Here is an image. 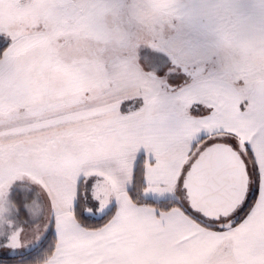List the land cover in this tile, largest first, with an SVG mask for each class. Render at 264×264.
<instances>
[{"label": "snow or ice", "instance_id": "snow-or-ice-1", "mask_svg": "<svg viewBox=\"0 0 264 264\" xmlns=\"http://www.w3.org/2000/svg\"><path fill=\"white\" fill-rule=\"evenodd\" d=\"M50 228L35 264H264V0H0V248Z\"/></svg>", "mask_w": 264, "mask_h": 264}, {"label": "trees", "instance_id": "trees-1", "mask_svg": "<svg viewBox=\"0 0 264 264\" xmlns=\"http://www.w3.org/2000/svg\"><path fill=\"white\" fill-rule=\"evenodd\" d=\"M55 240L54 228H50L43 239L32 249L19 255L0 256V264H35L54 247Z\"/></svg>", "mask_w": 264, "mask_h": 264}, {"label": "rangeland", "instance_id": "rangeland-1", "mask_svg": "<svg viewBox=\"0 0 264 264\" xmlns=\"http://www.w3.org/2000/svg\"><path fill=\"white\" fill-rule=\"evenodd\" d=\"M135 105H136V101H130V109L134 108ZM45 233H43V235ZM43 235L41 236L40 240L42 239ZM25 240L27 242V246L24 248L18 249L16 251H13L8 248H0V256H14V255L23 254L27 252L28 250L32 249L34 246H36L40 242V240L33 239L31 234L27 235L25 237Z\"/></svg>", "mask_w": 264, "mask_h": 264}, {"label": "crops", "instance_id": "crops-1", "mask_svg": "<svg viewBox=\"0 0 264 264\" xmlns=\"http://www.w3.org/2000/svg\"><path fill=\"white\" fill-rule=\"evenodd\" d=\"M183 2L185 3V4H192V3H197V2H199V0H183ZM248 70L250 71V72H254V71H256L257 70V64L255 63V61H250L249 62V65H248ZM55 231V230H54ZM47 233V232H46ZM45 233V234H46ZM45 234L43 235V237L45 236ZM43 237H42V239H43ZM41 239V240H42ZM40 240V241H41Z\"/></svg>", "mask_w": 264, "mask_h": 264}]
</instances>
